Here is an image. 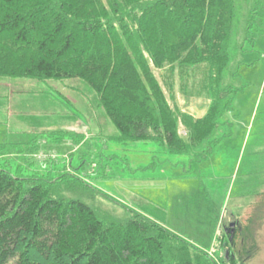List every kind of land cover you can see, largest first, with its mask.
Segmentation results:
<instances>
[{"label": "trees", "instance_id": "16d2710c", "mask_svg": "<svg viewBox=\"0 0 264 264\" xmlns=\"http://www.w3.org/2000/svg\"><path fill=\"white\" fill-rule=\"evenodd\" d=\"M234 13V0H0V77L83 80L121 143L203 159L212 146L197 149L232 110L223 73ZM178 91L208 100L204 115L182 109ZM5 162L0 264H246L259 250L264 198L237 235L217 236L219 258L80 176H22ZM75 192L92 199L66 196ZM97 197L114 206H94Z\"/></svg>", "mask_w": 264, "mask_h": 264}, {"label": "rangeland", "instance_id": "374dc122", "mask_svg": "<svg viewBox=\"0 0 264 264\" xmlns=\"http://www.w3.org/2000/svg\"><path fill=\"white\" fill-rule=\"evenodd\" d=\"M234 8L223 73V86L235 92L232 110L197 149L201 154L212 146L205 158L172 155L153 142L121 143L83 80L0 77V166L6 161L22 176H80L114 202L222 258L217 236L226 228L237 235L239 222L255 208L263 211L264 198V0H234ZM176 97L182 109L204 115L208 100L186 99L179 91ZM73 195L92 199L66 193ZM94 199L100 209L114 206ZM256 237L259 250L246 264H264V219Z\"/></svg>", "mask_w": 264, "mask_h": 264}, {"label": "water", "instance_id": "95a60500", "mask_svg": "<svg viewBox=\"0 0 264 264\" xmlns=\"http://www.w3.org/2000/svg\"><path fill=\"white\" fill-rule=\"evenodd\" d=\"M234 226H235V224H230V225H229V228H232V229H233Z\"/></svg>", "mask_w": 264, "mask_h": 264}, {"label": "crops", "instance_id": "0c3cea01", "mask_svg": "<svg viewBox=\"0 0 264 264\" xmlns=\"http://www.w3.org/2000/svg\"><path fill=\"white\" fill-rule=\"evenodd\" d=\"M196 115V114H195ZM201 116V115H200ZM200 116H196V117H200ZM185 238V237H184ZM186 239V238H185ZM209 251V250H208Z\"/></svg>", "mask_w": 264, "mask_h": 264}]
</instances>
